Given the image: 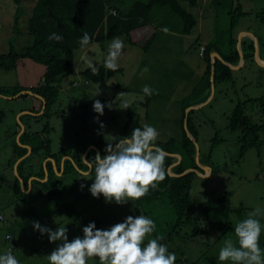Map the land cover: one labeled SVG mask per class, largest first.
Returning a JSON list of instances; mask_svg holds the SVG:
<instances>
[{"label": "rangeland", "instance_id": "obj_1", "mask_svg": "<svg viewBox=\"0 0 264 264\" xmlns=\"http://www.w3.org/2000/svg\"><path fill=\"white\" fill-rule=\"evenodd\" d=\"M36 1L20 0L21 12L16 23L18 6L12 0H0V55H8L11 48L21 53L31 46L32 38L27 27ZM186 8L198 23L190 35L182 33L180 17L166 7H154L150 13V22L156 36L147 49L130 46L125 37H120L125 45L118 61L122 72L115 74L103 85L85 84L81 73L91 69L88 66L89 58L96 69L105 68L104 61L112 40L93 43L76 51L75 74L60 83L58 100L50 108L48 117L38 116L35 119L33 115L18 113L33 103L29 97L21 100L0 98V109L5 111V118L0 122V215L5 219L3 223L0 222V240L3 229L13 219H17V225L22 226L31 222L33 230V222L39 220L41 226L55 230L64 225L67 227L71 223L68 213L74 212L85 220L98 218L102 221L101 229H108L123 222L128 216L144 215L156 225L155 232L149 238L162 236L164 239L170 236L165 245L170 253L176 255V261L181 260L175 264H231L218 259L224 240L235 239V226L238 221L247 218L248 212L256 208L264 212V133L259 135L262 142L260 152L253 147L242 153L238 141L241 133L229 129V116L235 106L242 103L245 104L246 114L255 123L264 122V112L259 102H246L249 99L264 100V67L256 63L253 55L244 60L240 69H231L232 81L216 82L207 89L201 74L205 61L199 56L198 45L212 40L209 44L217 43L218 49L230 45V50H237L239 32H248L260 41L264 36V0H199L195 7ZM164 28L168 29L167 33L162 31ZM230 39L233 40L232 44ZM260 47L261 43L258 42V52L261 51ZM144 68L148 71L141 76ZM43 73L42 65L20 59L14 69H0V87H20L29 91L36 87ZM73 83L76 85L73 86ZM145 85L157 90L156 93L150 97L145 96L142 92ZM97 91L99 95H96ZM207 94L209 100H205ZM95 100L106 105L103 115L98 116L93 111ZM201 100H204L200 103L201 107L191 109L189 119L191 127L197 132L199 165L208 167L211 173L203 177L198 171L192 170L190 198L195 207L211 204L208 213L211 224L208 227L201 216L196 214L198 212H193L195 214L192 219H201L198 225L202 229L191 237L195 223H189L174 232L177 216L165 192L157 199L145 200L142 197L122 205L114 202L106 204L102 196L92 197L89 188L94 173L89 175L90 167L85 161V155L90 150L97 154L96 145L107 146L119 139L127 109L133 103H140L136 111L141 126L148 124L155 127L159 133V142L174 139L172 150L182 159L180 142L183 132H186V118L190 111L187 109L195 107L192 104ZM27 122L30 123L31 131L39 134L48 125L49 131L43 132V137L47 140L51 154L66 153L73 165L75 158L89 167L88 171H82L74 166L77 171L75 174L67 179L58 177L61 188L57 189L64 191V194L57 196L56 201L39 197L25 204L16 200L14 195L13 181L16 175L11 165L12 142H18L15 136L16 125L25 127ZM32 141L38 143L39 135L32 137ZM183 162L187 168L185 159ZM195 164L200 172L205 173L202 167ZM22 187L20 184V190L26 193ZM56 203L72 204L73 207L72 210H57ZM14 213L22 214V219L13 218ZM47 216L48 221H42ZM261 223L264 224V219H261ZM34 231L22 235L23 246L20 245V250L26 246L40 245L43 238L35 236L32 240ZM67 235L71 241L75 237H82L83 232L82 229H70ZM41 236L48 239L47 234ZM209 238H215V242H210ZM58 243H49V251L55 250ZM259 244L264 250V229ZM28 251L30 249L27 248L23 252ZM87 264H94V258L89 259Z\"/></svg>", "mask_w": 264, "mask_h": 264}, {"label": "trees", "instance_id": "obj_2", "mask_svg": "<svg viewBox=\"0 0 264 264\" xmlns=\"http://www.w3.org/2000/svg\"><path fill=\"white\" fill-rule=\"evenodd\" d=\"M17 6L15 14V21L17 23L20 17V0H12ZM199 0H37L30 18L28 19V34L32 38V44L30 47L25 49L23 52L18 53L11 48L8 55H0V69L11 70L14 69L20 59H28L33 63L40 64L44 67V73L37 83L36 87L30 88L33 94L40 96L45 101V109L42 115L39 117H48L50 108L57 102L60 83L65 78L75 74V52L84 48H81L79 44L80 38L85 32L91 37L90 46L93 43H103L108 40H112L114 37H125L126 41L130 46L147 49L151 41L156 36L155 28L151 26L150 13L154 7H166L168 10L182 20L183 27L182 33L184 35H190L194 28L197 26V19L187 10L188 7H195ZM234 26V21L231 22V28ZM52 33H57L62 36L63 39L60 42L49 40L48 37ZM258 41V40H257ZM230 44L233 40L230 39ZM86 46V47H88ZM85 47V48H86ZM249 53L244 52V59L252 58L254 53L253 43L248 47ZM212 51H218V45L208 44L205 47L203 59L206 64V70L204 74V80L206 87L211 86L210 76L211 67H214L213 82H225L232 81V70L231 68L224 65L223 62L230 63L231 65H237L239 60V54L236 49L226 56L220 54L222 61L215 60L214 64L211 63L210 54ZM99 74H94L93 70L86 69L81 75L85 80V83H94L97 85H103L107 80L112 78L115 74L121 73L122 70L118 68L115 72L108 70L104 67H99ZM25 91L20 87L3 88L0 87L1 96H15L17 93ZM31 98L34 105L29 108V112L37 114L41 110L42 101L31 95H22L16 100L23 98ZM207 97H205V100ZM246 102L256 104L259 102V107L264 112V100L263 99H249ZM140 103H133L126 112V120L122 129L120 137L129 136L132 129L142 128L140 124V117L136 111ZM193 105V104H192ZM185 108H188L186 106ZM245 104H238L233 109L229 116V129L232 131H239L241 136L238 141L241 144V152H245L249 148H257L260 152L262 142L260 141V133H264V122L255 123L253 119L246 114ZM184 113V109H182ZM186 118V132H183V137L180 142L181 156L184 157L181 161L171 169V172L179 175L188 169L198 171V167L195 164V143L197 132L190 125L189 114ZM185 115L183 114V117ZM5 118V111L0 109V122ZM37 119V117H34ZM20 128L18 127V134ZM49 128L46 124L42 129V132L36 133L28 129L18 139V142H12V159L11 165L23 157L27 153V149L23 148L22 145H28L31 148L29 156L23 159L16 168L17 175L14 177V195L16 200L21 201L25 204L32 202L36 193L29 192L27 194L21 192L20 181L21 178L24 190L27 189V181L30 177L34 176L39 179L46 181L43 183L34 182L35 192L41 189L43 193L38 195L39 197L45 198L46 200L56 201L57 196H62L63 192H60L57 188H61L59 178L56 172H60V161L66 153L51 154L47 140L43 137V132H48ZM40 141L34 143L32 137L38 136ZM188 135L194 138V141L190 139ZM157 145L164 149L168 154H174L172 148L175 145V140L170 139L167 142L156 141ZM97 146V145H96ZM101 156H104L106 146L100 144L97 146ZM90 155L92 157H90ZM96 153L90 150L87 154L86 161L94 159ZM46 159L51 158L54 160L56 165V171H54L51 162L46 163L45 170L42 168L39 172L33 173L28 171V164L34 158ZM183 159L187 164V168L184 165ZM177 159L167 155L165 160L166 167V178L159 183L157 189L149 190V193L144 197L145 200H153L160 197L162 193H166L168 201L173 207L176 213V223L173 231L179 230L180 228L187 226L189 223L194 224L195 227L191 231V237H194L196 231L202 229L198 222L202 219L205 226L208 227L211 223L208 219V213L211 208V204H203L195 207L190 198V187L193 173L188 172L183 176H171L168 173V168L175 164ZM74 165L70 161H65L63 168V176H72L77 169L82 171H88L89 167L83 164L81 160L73 159ZM94 168V166H93ZM94 173V171H92ZM91 173V174H92ZM61 179V178H60ZM72 204L60 205L56 203V208H66L72 210ZM193 212H198L201 219H192ZM71 218V226L74 229H83L90 222H94L97 229H101L102 221L98 218H91L85 220L80 217L78 213H68ZM170 239V236L160 240V243L165 244ZM181 260L175 261V263ZM94 264H99L98 258H94ZM198 264V263H192Z\"/></svg>", "mask_w": 264, "mask_h": 264}, {"label": "clouds", "instance_id": "obj_3", "mask_svg": "<svg viewBox=\"0 0 264 264\" xmlns=\"http://www.w3.org/2000/svg\"><path fill=\"white\" fill-rule=\"evenodd\" d=\"M162 31L167 33L168 29ZM48 39L60 42L63 37L52 33ZM90 43L91 37L85 32L79 44L85 48ZM124 47L122 38L112 39L104 61L105 68L113 72L119 68L118 61ZM88 66L94 74H99L90 58ZM147 71V68L142 69L141 76ZM156 91L148 85L142 88L144 95L149 97ZM96 95H99L98 91ZM105 106L95 100L93 111L98 116L103 115ZM158 136L155 127L144 124L142 128L132 129L129 136L108 143L104 156L97 153L89 161V175L94 171L93 183L89 188L92 197L102 196L106 204L114 202L122 205L138 201L150 189H157L166 178L165 160L168 155L157 145ZM261 219H264V212L256 208L247 213L246 219L238 221L234 229L235 239L224 240L218 259L231 264H264V250L259 244L264 229ZM33 228L41 235L47 234L49 243L59 242L47 256L49 264H87L91 258H98L99 264H175L176 261V255L168 251L167 245L160 243L162 236L149 238L155 232L156 225L144 215L128 216L108 229H97L95 223L90 222L82 229L83 236L71 241L68 240L65 225L51 230L39 222H33ZM209 241L215 242V238H209ZM0 264H19V261L9 250L0 255Z\"/></svg>", "mask_w": 264, "mask_h": 264}, {"label": "crops", "instance_id": "obj_4", "mask_svg": "<svg viewBox=\"0 0 264 264\" xmlns=\"http://www.w3.org/2000/svg\"><path fill=\"white\" fill-rule=\"evenodd\" d=\"M248 32H239L238 34V45H237V52L239 54V60H238V63L237 65H231L230 63H227L225 62L224 65H226L227 67L230 68V66H236L238 67V69H240L243 65H244V52L246 51V53H249L248 51V47L249 45L251 44V42L253 43V48H254V42H253V37L254 35L252 36H249L248 34H246ZM255 37V36H254ZM256 38V37H255ZM257 39V38H256ZM258 40V39H257ZM212 41V40H211ZM210 41V42H211ZM210 42H206V43H201L199 44L198 46L201 47H206ZM243 42V43H242ZM258 42L261 43V51L259 50L258 52V59L264 63V36H262V38L260 39V41L258 40ZM240 44H243L242 46ZM258 45V44H257ZM230 45H228L227 48H222V49H218V51L216 53H218V55L221 57L220 54H225L226 56H228V54L231 52V50L229 49ZM259 48V49H260ZM213 52V51H212ZM211 52V53H212ZM240 55H242L243 57V62L241 61V58H240ZM254 55V53H253ZM222 58V57H221ZM213 59H211V63L213 64L212 62ZM205 70H206V64H205V67L203 69H201V74H202V78H204V74H205ZM237 70V69H236ZM211 83V86H212V82L210 81ZM207 86V85H206ZM210 86V87H211ZM206 89V88H205ZM207 89H209V87H207ZM205 91V90H204ZM207 99L209 97V95L207 94L206 95ZM208 99V100H209ZM204 100H201L199 102H195L193 103V105H196V107L200 106V103H202ZM34 105V103H31L29 106H26L24 109H21L18 111V113H21L22 115H26V116H32V115H29L27 114L26 112H29V108L32 107ZM20 114V115H21ZM32 117H36V116H32ZM30 122V121H29ZM27 122L25 127H24V130L25 129H28L31 131V126H30V123ZM18 127L20 128V126L16 125V130H15V133L17 132L18 130ZM20 132V131H19ZM19 134V133H18ZM18 134H16L15 136H18ZM21 136V135H20ZM19 136V137H20ZM192 140H194V138L189 135ZM8 137V136H7ZM19 139V138H18ZM18 141V140H17ZM48 158L46 159H39V158H36L34 161H33V165H32V162L28 164L29 168H28V171L30 170L31 172L33 173H37L39 172L42 168L45 170L46 168V163L49 162L47 161ZM15 164H13L14 166ZM52 167L54 169H57L56 168V165L54 166L52 164ZM11 168V167H10ZM63 168H64V164L62 166H60V170L63 171ZM54 169V170H55ZM189 170V169H188ZM205 173H199L200 175H202L203 177L205 175H208V171H204ZM63 173V172H62ZM211 173V172H210ZM209 173V174H210ZM204 174V175H203ZM56 175L57 172H56ZM86 175V174H84ZM57 177H60L59 175ZM67 177H70V176H67ZM66 177V179H67ZM35 178L34 176L30 177L28 179V181L30 180V184L28 183L27 181V189L25 191H27L25 194L29 193V192H34L36 193V196L34 197V199L36 198H39L38 195H40V193H43V191L41 189H38L37 192H35V185H34V182H40V183H43L46 181V177L44 179H40V181L38 180H35L33 179ZM37 178V177H36ZM39 179V178H38ZM13 185H14V181H13ZM23 186V185H22ZM23 191H24V186L22 187ZM22 192V191H21ZM24 193V192H23ZM22 214L20 213H14V216L13 218H18L20 217L22 219ZM0 217H2L0 215ZM48 217H43L42 221H48ZM45 219V220H44ZM5 221L4 217H2V219H0V222L3 223ZM37 221V220H36ZM39 222V220H38ZM18 223V220L16 219H13L12 222H8L7 226H5V228L3 229V237L2 239L0 240V255H3L4 253H6L7 251L11 250L12 251V254L17 258V260L19 261V264H49L48 262V259H47V256L51 254V252L49 251L50 249V245H49V240L47 239L46 236H41L39 233H37L36 231H34L32 229V223H28L27 225L25 226H22V225H17ZM68 229V231L71 229L72 231H78V229H74L72 226H71V223H69V225L66 227ZM34 231L32 234V240L35 238V236L37 238H43L41 243H39L40 245L38 247H24L23 249H19L20 248V245L23 246V237L22 235L28 233V232H32ZM31 244L33 242H30ZM30 249V251L28 252H23L24 250L26 249Z\"/></svg>", "mask_w": 264, "mask_h": 264}, {"label": "water", "instance_id": "obj_5", "mask_svg": "<svg viewBox=\"0 0 264 264\" xmlns=\"http://www.w3.org/2000/svg\"><path fill=\"white\" fill-rule=\"evenodd\" d=\"M246 34H248L249 36H252L250 33H246ZM252 37H253V42H254V60L256 61V63H257L260 67H264V63H262V62L258 59V45H257V44H258V41H257V39H256L254 36H252ZM210 58L213 59V64H214V61H215L216 59L219 60V61H222V62H223L222 58H221V57L218 55V53H216L215 51H213V52L210 54ZM240 58H241V61L243 62V57H242V55H240ZM223 63L225 64V62H223ZM230 68H231L232 70H236V69H238V67H236V66H230ZM213 75H214V67L212 66V67H211V76H210V81H211V82H213ZM212 86H213V85H212ZM212 89H213V87H212ZM25 94H27V95H31V96H34L35 98L40 99V100L42 101V107H41V110L39 111V113H37V114H33V113H31V112H26V113L29 114V115L36 116V117H38V116H40L41 114H43L44 109H45V101H44L40 96H38V95H36V94H33L31 91H21V92L17 93L15 96H12V97H6V96H1V95H0V98H5V99H9V100H14V99H17L18 97H20V96H22V95H25ZM199 107H200V106H198V107H196V106H195V107H191L190 109H187V111H189V110H191V109H197V108H199ZM23 132H24V127H23L22 125H20V132H19V134H18V136H17V140H18L19 136H20ZM188 136H189V135H188ZM189 137H190V136H189ZM190 139L192 140L191 137H190ZM192 141H194V140H192ZM22 147L25 148V149H27V153H26L23 157H21L20 159H18V160L15 162V165H14L15 175H17V171H16L17 165H18L23 159L27 158V157L29 156L30 152H31V148H30V146H28V145H22ZM168 156H171V157H174V158L177 159V162L168 168V173H169V175H171V176H183V175L187 174L188 172H191V171H192V169H189V170H186V171H184L183 173H181V174H179V175H176V174L172 173V172H171V169H172L174 166H176V165L181 161V157H180L179 155H175V154H168ZM65 159H68V157H63V158L61 159L60 166L63 165ZM194 160H195V162L197 163V165L200 166V165H199V151H198V148H197L196 143H195V157H194ZM47 161L51 162V163L55 166V162H54L53 159L48 158ZM200 167H202L205 171H208L209 173L211 172L210 169H209L208 167H205V166H204V167H203V166H200ZM75 168H76V166H75ZM54 169H55V167H54ZM54 171H56V169H55ZM194 171H195V170H194ZM61 173H62V170L60 171V173H57V174L60 175ZM198 173H199V172H198ZM209 173H208V174H209ZM205 176H206V175H205ZM18 179H19V181H20V184H22V180H21V178H18ZM33 179L40 181V179H38V178H36V177L33 178ZM28 183L30 184V180L28 181ZM22 185H23V184H22Z\"/></svg>", "mask_w": 264, "mask_h": 264}, {"label": "flooded vegetation", "instance_id": "obj_6", "mask_svg": "<svg viewBox=\"0 0 264 264\" xmlns=\"http://www.w3.org/2000/svg\"><path fill=\"white\" fill-rule=\"evenodd\" d=\"M96 148H97V146H96ZM97 152L99 153V150H97ZM88 153H89V152H87V154H88ZM87 154L85 155V157H87ZM99 154H100V153H99ZM63 157H68V156L64 155ZM63 157H62V158H63ZM90 157H92V156L90 155ZM62 158H61V159H62ZM35 159H36V158H34V159L31 161V162H32V165H33V161H34ZM39 159H40V158H39ZM65 161H69V159H65V160H64V163H65ZM85 161H86V160H85ZM31 162H30V163H31ZM60 163H61V161H60ZM64 163H63V164H64ZM86 163H87V161H86ZM60 171H61V170H60ZM62 172H63V171H62ZM58 173H60V172H58ZM59 176H60V178L66 177V176H63V173H61Z\"/></svg>", "mask_w": 264, "mask_h": 264}, {"label": "built area", "instance_id": "obj_7", "mask_svg": "<svg viewBox=\"0 0 264 264\" xmlns=\"http://www.w3.org/2000/svg\"><path fill=\"white\" fill-rule=\"evenodd\" d=\"M199 49H200L199 56L203 57L205 47L201 46ZM212 62H213V60H212ZM85 84H87V82ZM75 85H76V83H73V86H75ZM0 219H2V217H0Z\"/></svg>", "mask_w": 264, "mask_h": 264}]
</instances>
